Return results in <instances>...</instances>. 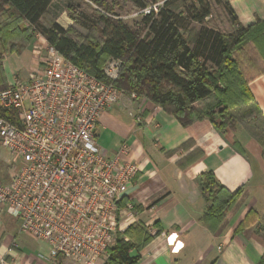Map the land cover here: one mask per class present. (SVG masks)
<instances>
[{
	"label": "trees",
	"instance_id": "obj_1",
	"mask_svg": "<svg viewBox=\"0 0 264 264\" xmlns=\"http://www.w3.org/2000/svg\"><path fill=\"white\" fill-rule=\"evenodd\" d=\"M133 1L138 8L147 6L143 0ZM230 1L167 0L157 14L142 16L141 28L103 15L88 25L85 15L80 14L79 22L69 8L75 25L99 33V37L88 34L79 39L54 20L45 21L53 0H0V90L7 87L4 56L21 54L30 38L39 34L65 59L106 83L109 81L102 72L105 63L110 58L120 59L123 68L113 82L116 88L145 98L183 127L204 118L220 134L235 133L243 126L264 156V115L248 87L254 76L264 73V20L240 25ZM215 5L221 8L228 31L204 25ZM177 8L181 12L177 13ZM188 23L200 28H190ZM232 146L245 155L237 139ZM198 181L208 203L201 221L214 230L238 202L243 189L229 192L212 173L200 174ZM253 213H247L236 231L252 223ZM138 235L147 239L137 226L119 234L107 264H136L138 257L130 258L129 252L137 249L134 238ZM257 264H264V255Z\"/></svg>",
	"mask_w": 264,
	"mask_h": 264
},
{
	"label": "built area",
	"instance_id": "obj_2",
	"mask_svg": "<svg viewBox=\"0 0 264 264\" xmlns=\"http://www.w3.org/2000/svg\"><path fill=\"white\" fill-rule=\"evenodd\" d=\"M161 6L140 13L157 14ZM32 53L28 77L13 75L0 90V145L12 170L0 182V207L21 233L47 246L51 264H106L118 235L134 222L126 194L140 170L125 144L105 155L96 128L112 105L136 94L113 85L120 59L105 63L106 83L48 44L43 54ZM0 264L15 262L0 252Z\"/></svg>",
	"mask_w": 264,
	"mask_h": 264
},
{
	"label": "crops",
	"instance_id": "obj_3",
	"mask_svg": "<svg viewBox=\"0 0 264 264\" xmlns=\"http://www.w3.org/2000/svg\"><path fill=\"white\" fill-rule=\"evenodd\" d=\"M229 5L242 26L264 20V0H231ZM25 51L32 54L29 48ZM248 87L264 115V73L254 76ZM240 133L220 134L205 118L183 127L141 97H123L102 114L96 128L99 148L112 156L125 144L139 165L126 194L135 211L131 226L147 237L134 238L136 264L259 262L264 255V156L254 138L242 139ZM234 139L244 156L233 148ZM202 173L214 174L231 193L243 189L214 230L201 221L208 207L198 181ZM11 174L0 157V182ZM250 210L255 212L252 223L236 231ZM0 252L15 264H51L47 246L21 233L18 221L1 207Z\"/></svg>",
	"mask_w": 264,
	"mask_h": 264
},
{
	"label": "rangeland",
	"instance_id": "obj_4",
	"mask_svg": "<svg viewBox=\"0 0 264 264\" xmlns=\"http://www.w3.org/2000/svg\"><path fill=\"white\" fill-rule=\"evenodd\" d=\"M143 1L147 3V6L143 9H148L155 4H159L161 6L167 0ZM69 8L72 9L70 10L71 13L79 18L81 13L85 15L88 18V25H93L95 18L99 15H103L107 18L121 20L130 27L141 28L140 20L142 18V14L140 11L142 9L138 8L133 0H54L48 9L45 21L48 22L54 20L56 23L62 25L65 31L71 30L75 36H79V39L87 37L88 34L99 37L97 30L90 32L89 29H83L82 27L75 25L73 20L70 18ZM175 10L177 13L181 12V8H177ZM80 19L78 20L79 22L82 21V18ZM225 19L226 18L221 8L215 5L212 9V15L204 21V25L213 26L221 31H228L229 25ZM186 25L194 29L200 28V25L195 23H188ZM93 28H95V26ZM46 45L47 42L41 35L34 34L28 41L26 48H29L32 52L42 49L43 54ZM33 56V53L30 54L25 50L21 54L9 53L5 56L2 64L4 68L3 71L5 81L7 82L6 85H8V82L13 81V75H18L19 79L22 80H25L28 77L30 71L33 69V66L31 65L32 59L35 58ZM237 130L239 133H242H240V137H242V139L252 137L243 126H238ZM0 157H2V161L5 165L10 166L11 158L9 153L2 147H0ZM61 261L63 262L60 264H75L67 259H62Z\"/></svg>",
	"mask_w": 264,
	"mask_h": 264
},
{
	"label": "water",
	"instance_id": "obj_5",
	"mask_svg": "<svg viewBox=\"0 0 264 264\" xmlns=\"http://www.w3.org/2000/svg\"><path fill=\"white\" fill-rule=\"evenodd\" d=\"M129 257H130V258H136V257H137V252H136V250H132V251H130V252H129Z\"/></svg>",
	"mask_w": 264,
	"mask_h": 264
}]
</instances>
